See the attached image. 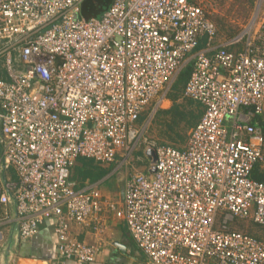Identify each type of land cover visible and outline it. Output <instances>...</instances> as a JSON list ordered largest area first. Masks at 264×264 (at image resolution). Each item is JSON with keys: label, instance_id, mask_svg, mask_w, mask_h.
I'll return each instance as SVG.
<instances>
[{"label": "built area", "instance_id": "1", "mask_svg": "<svg viewBox=\"0 0 264 264\" xmlns=\"http://www.w3.org/2000/svg\"><path fill=\"white\" fill-rule=\"evenodd\" d=\"M84 1L0 0V44L23 65L15 70L8 53L11 79H0V170L18 178L0 188V204H14L17 238L53 218L47 263L93 264L101 245L71 227L102 232L103 197L77 189L72 168L79 157L110 163L134 147L138 117L163 103L205 36L183 93L203 106L200 121L183 148L151 143L150 175H131L121 205L109 206L144 264H264V238L233 227H264V182L252 178L264 166V131L250 122L264 112V13L216 46L215 22L192 0H112L100 18L82 15Z\"/></svg>", "mask_w": 264, "mask_h": 264}, {"label": "crops", "instance_id": "2", "mask_svg": "<svg viewBox=\"0 0 264 264\" xmlns=\"http://www.w3.org/2000/svg\"><path fill=\"white\" fill-rule=\"evenodd\" d=\"M192 1L197 3V0ZM262 13H264V10ZM203 38H205V36L200 37V39ZM228 40L218 43L216 38L214 45H221ZM206 42L207 40L205 39L204 48L202 50L206 49ZM195 52L196 51H193V53L186 58L183 67L189 63H193L192 58ZM212 52L213 51L209 53ZM8 53H10L13 59V66L15 70H23V65L19 59L18 51L11 49L9 43H1L0 79L3 80L11 79L6 65V57ZM166 101L168 103L167 108H169L170 100L165 96L164 102L166 103ZM201 107V109H203L202 105ZM262 114L263 113L255 115L250 119V122L263 129V127L259 124V120L264 121V119H262ZM132 151L133 149L131 150V146L129 148L119 149L115 156V160L110 163H99L90 158L86 159V157H79L72 168L71 178L75 181L77 189L94 186L100 190L103 197L102 210L100 212V221L104 226L102 232H95L91 226L76 225L74 223L71 227L73 235L79 241L87 244L101 245L102 251L98 254L93 264L145 263L146 257L130 238L124 220L116 217L115 211H113V209L109 206L111 202H116L119 206L121 205L125 184L131 175L135 173H145L150 175V158L147 154H144L145 150L140 151L137 149V151L141 153L139 159L135 156H129L130 158L128 157ZM134 152H136V150L133 151V154ZM83 159L84 161L92 162V166L84 165L82 162ZM129 159L133 160L134 163H130L131 160L129 161ZM136 160L143 162L142 168H137V165L135 164ZM128 162L130 166L127 165ZM258 166L260 169L259 171L264 175V166L261 164H258ZM108 169L111 170L105 175H102V172ZM8 171V168L0 170L1 190L3 189L5 181L10 180L15 182V180H13L8 174ZM15 224L14 204L11 202L7 205V207L0 204V264H48V260L53 258L56 254L57 242L55 234V220L51 218L45 221V223L41 225L38 233L27 240H19L17 238V227ZM67 264H71V262H68Z\"/></svg>", "mask_w": 264, "mask_h": 264}, {"label": "rangeland", "instance_id": "3", "mask_svg": "<svg viewBox=\"0 0 264 264\" xmlns=\"http://www.w3.org/2000/svg\"><path fill=\"white\" fill-rule=\"evenodd\" d=\"M196 2L205 7V9L210 14V17L215 22L218 31V35H217L218 43L221 41L228 40L242 33L244 29L250 24V22L253 21L255 15L259 13H260L259 15H262V11L264 10V0L263 1L262 0H197ZM98 18H100V16ZM175 78L176 76L172 78L171 82L166 86V89H169V86L172 84ZM159 98L160 97L155 99L152 102V104L149 106L150 110L147 119L143 123L136 125V127L142 131V135L140 139L137 141L136 145L134 147L131 146V148H133V151L136 150V152H134L133 154L132 151L128 155V157L135 156L137 159H139L141 153L138 152L137 149L140 151L145 150L144 154H147L148 151L147 148L151 143H158L161 141H165L169 144L173 143L168 138V134L166 133L167 117H165L164 119V116L160 115L159 118L158 117L154 118V114L158 108L162 109V108H167L168 106L167 101L166 103L164 101L163 103L158 102ZM171 104L172 102L170 101L169 106H171ZM262 119H264V112L262 114ZM226 123L228 125L230 124L227 121ZM189 131L190 129L186 133L187 137ZM177 140H176L177 141L176 144H178L179 147H183L184 143H181L179 139ZM144 154H143V158H144ZM130 160L131 159H129V161ZM130 163H134L133 160H131ZM135 164L137 165V168H142L143 166L142 165L143 162L139 160L138 161L136 160ZM127 165L130 166L129 162ZM8 174L10 175V173ZM233 227L236 228L237 230L246 231L260 238H264V227H260L250 221L238 220L236 224H233Z\"/></svg>", "mask_w": 264, "mask_h": 264}, {"label": "trees", "instance_id": "4", "mask_svg": "<svg viewBox=\"0 0 264 264\" xmlns=\"http://www.w3.org/2000/svg\"><path fill=\"white\" fill-rule=\"evenodd\" d=\"M112 0H85L82 5V15L86 17H99L102 15L105 9L111 4ZM233 38V37H232ZM205 38L200 39L197 47L194 51H199L204 48ZM235 47H230V49H234ZM192 71V64H187L179 71L176 78L173 80L169 89L166 92V98L169 99L172 104L169 108L157 109L154 118L160 117V115L167 117L166 119V133L168 134V138L173 142L172 144L167 143L165 141L158 142V145H170L176 148H183L186 144V133L189 129L193 128L201 119L203 114V109H201V104L184 96V87L188 81V78ZM152 102L144 109V111L140 114L137 119L136 124L143 123L148 115H149V106ZM254 122V121H253ZM260 126L263 127L264 130V121L259 120ZM177 139L180 140L181 143H184L183 147H179L177 143ZM177 140V141H176ZM176 141V142H175ZM82 158V157H80ZM85 158V157H84ZM89 159V158H86ZM83 164L86 166H92V162L84 161ZM256 168L253 170L252 177L259 181H264V175L259 170V166H255ZM9 173L13 180L17 181V175L13 168L8 167ZM111 169H108L102 172V175H105ZM76 177V176H75ZM235 221L233 224H236ZM249 233V232H248ZM251 234V233H250ZM253 235V234H252ZM256 236V235H254ZM258 237V236H256ZM260 238V237H258Z\"/></svg>", "mask_w": 264, "mask_h": 264}, {"label": "water", "instance_id": "5", "mask_svg": "<svg viewBox=\"0 0 264 264\" xmlns=\"http://www.w3.org/2000/svg\"><path fill=\"white\" fill-rule=\"evenodd\" d=\"M257 10H258V9H257ZM85 17H86V16H85ZM147 154H148V156H149L151 162H153L154 159H155L154 151H153V150H148V151H147Z\"/></svg>", "mask_w": 264, "mask_h": 264}]
</instances>
